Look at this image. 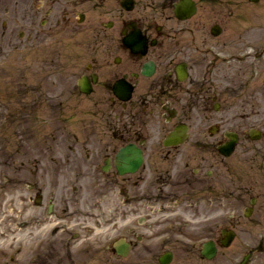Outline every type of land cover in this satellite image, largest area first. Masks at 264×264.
I'll return each instance as SVG.
<instances>
[{"label": "flooded vegetation", "instance_id": "af4514ba", "mask_svg": "<svg viewBox=\"0 0 264 264\" xmlns=\"http://www.w3.org/2000/svg\"><path fill=\"white\" fill-rule=\"evenodd\" d=\"M80 1L88 4L86 10L75 8ZM212 3L216 0H57V59L62 37H72L84 24L87 37L78 53L86 61L74 86L81 95L99 94L121 107L119 140L88 141V154L72 152L78 164L77 158L92 159L86 174L80 166L76 177L64 175L70 183L66 189L77 197L83 189L114 188L118 178L119 217H92L86 213L89 201L83 207L73 201L71 209L65 192L57 200V258L63 264H99L96 256L109 251L118 256L117 264L147 263L130 262L143 241L132 237L142 217L155 218V238L177 232V224H188V217H264V80L262 102L252 92L246 111L228 116L221 86L210 77V68L222 62L236 70L246 63L243 76L260 77L264 39L244 45L242 54L226 47L227 41L219 40L225 23L211 14ZM245 4L241 7L247 11ZM51 15L48 9L40 23ZM29 34L33 37L35 30ZM101 157L99 165L95 159ZM197 191L203 192L198 198ZM142 203L151 207L145 216ZM116 231L119 235L111 239ZM217 234L201 243L203 258H214L237 238L233 226ZM175 251L154 252L148 264H170ZM253 254L249 249L239 264H248Z\"/></svg>", "mask_w": 264, "mask_h": 264}, {"label": "rangeland", "instance_id": "374dc122", "mask_svg": "<svg viewBox=\"0 0 264 264\" xmlns=\"http://www.w3.org/2000/svg\"><path fill=\"white\" fill-rule=\"evenodd\" d=\"M230 1L216 0L212 8L207 6L211 14H218L225 23L219 40H226V47L235 46L238 49L233 48L234 51L242 54L244 45L263 42L264 0ZM241 3H246L247 11ZM75 8L86 10L88 4L80 1ZM48 9L52 15L42 25L40 22ZM203 9L207 10L206 3ZM231 12L235 13L232 17ZM32 20L35 25L31 24ZM32 28L33 37L29 34ZM21 31L23 37L19 35ZM87 31L83 24L72 37H62L57 59V0H0V264H63L57 258V200L65 192L67 198H72L71 209L74 202L83 207L89 201L91 208L86 213L92 217H119L122 202L118 178L116 187L107 191L83 189L77 197L66 189L70 183L64 175L76 177L80 166L86 174L87 160H92L83 156L77 158L80 164L73 162L74 150L88 154L84 147L88 141L114 143L121 136V120L117 117L121 107L99 94L81 95L74 86L75 74L86 61L78 52ZM220 45L222 52H226L228 48L221 42ZM231 66L222 62L210 68L212 83L221 86L220 98L228 116L236 111L244 113L252 92L259 103L263 97L264 71L260 77L250 79L243 76L248 70L246 63L238 70ZM102 158L95 159L99 165ZM222 183L224 187V179ZM201 193L197 191L194 196L198 198ZM150 208L142 203L140 212L145 216L151 212ZM142 218L143 224L132 237L138 240L140 235L143 241L138 242V252L130 262L148 264L154 252L172 247L176 251L170 264H239L249 249L254 254L248 264H264V217H229L228 214L215 220L188 217V224L181 227L177 224V232L156 238L155 218ZM162 222H157L158 230ZM224 226L236 230L234 243L228 248L221 247L212 259L203 258L199 252L201 243L210 236L217 237L218 230ZM95 259L94 263L99 264L119 261L111 251Z\"/></svg>", "mask_w": 264, "mask_h": 264}]
</instances>
